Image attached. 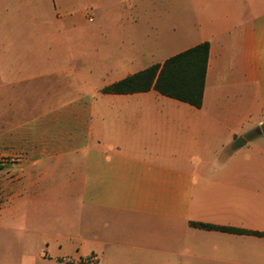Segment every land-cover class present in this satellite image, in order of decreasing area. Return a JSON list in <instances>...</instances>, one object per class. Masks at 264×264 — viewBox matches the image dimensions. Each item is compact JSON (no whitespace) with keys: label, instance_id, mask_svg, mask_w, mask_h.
Here are the masks:
<instances>
[{"label":"crops","instance_id":"0c3cea01","mask_svg":"<svg viewBox=\"0 0 264 264\" xmlns=\"http://www.w3.org/2000/svg\"><path fill=\"white\" fill-rule=\"evenodd\" d=\"M188 4L185 38L157 36L151 46L144 10L105 12L114 15L106 28L116 39L105 51L93 45L90 71L106 74V86L209 41L202 105L155 88L91 89L81 137L34 162L41 169L34 166L27 190L73 189L89 210V234L109 239H91L90 264H264V235L193 224L264 233V0ZM103 55L104 64L96 59ZM235 136L244 144L233 147Z\"/></svg>","mask_w":264,"mask_h":264},{"label":"rangeland","instance_id":"374dc122","mask_svg":"<svg viewBox=\"0 0 264 264\" xmlns=\"http://www.w3.org/2000/svg\"><path fill=\"white\" fill-rule=\"evenodd\" d=\"M189 8L188 0H0V264L94 261L91 239L109 240L106 234H89V210L73 189L48 184L28 191L34 166L41 169L34 162L78 140L88 126L89 92L108 80L100 69L90 71L93 45L105 51L116 39L106 28L114 15L105 12L144 10L141 27L151 46L157 36L185 38ZM59 38L66 42L60 52L50 47ZM55 52V62L34 61ZM20 57L30 61H11ZM55 104L71 105L48 109Z\"/></svg>","mask_w":264,"mask_h":264},{"label":"trees","instance_id":"16d2710c","mask_svg":"<svg viewBox=\"0 0 264 264\" xmlns=\"http://www.w3.org/2000/svg\"><path fill=\"white\" fill-rule=\"evenodd\" d=\"M209 46V41H203L167 58L162 63H155L112 82L104 86L101 91L104 93H134L155 88L163 95L200 107L203 102ZM243 144L244 140L235 136L233 147L236 148ZM2 169L3 166L0 164V170ZM193 224L208 229L221 228L264 235V233L258 231L217 227L207 223L193 222Z\"/></svg>","mask_w":264,"mask_h":264}]
</instances>
